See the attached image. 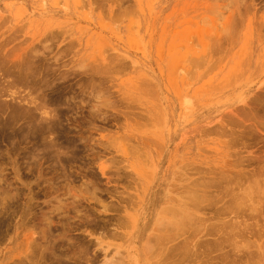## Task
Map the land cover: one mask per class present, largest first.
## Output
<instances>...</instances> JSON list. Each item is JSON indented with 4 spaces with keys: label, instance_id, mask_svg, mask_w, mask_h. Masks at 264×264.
I'll return each mask as SVG.
<instances>
[{
    "label": "rangeland",
    "instance_id": "obj_1",
    "mask_svg": "<svg viewBox=\"0 0 264 264\" xmlns=\"http://www.w3.org/2000/svg\"><path fill=\"white\" fill-rule=\"evenodd\" d=\"M0 86V264H264V0H0Z\"/></svg>",
    "mask_w": 264,
    "mask_h": 264
},
{
    "label": "bare ground",
    "instance_id": "obj_2",
    "mask_svg": "<svg viewBox=\"0 0 264 264\" xmlns=\"http://www.w3.org/2000/svg\"><path fill=\"white\" fill-rule=\"evenodd\" d=\"M25 61H26V60H25ZM25 61H24V62H25ZM27 61H28V60H27ZM27 61H26V64H27ZM33 62H34V61H33ZM16 63H17V62H16ZM38 63H39V62H38ZM17 64H18V63H17ZM20 64H22V62H21ZM23 64H25V63H23ZM29 64H30V63H28V66H29ZM33 64H34V63H32V65H33ZM36 64H37V63H35V65H36ZM18 65H19V64H18ZM18 65H17V66H18ZM20 66H21V65H20ZM25 66H26V65H25ZM43 66H44V65H43ZM23 67H24V66H23ZM23 67H22V68H23ZM39 67H40V66H39ZM10 68H11V67H10ZM15 68L17 69V67H15ZM15 68H14V73H15ZM19 68H20V67H18V69H19ZM24 68H25V67H24ZM29 68H30V67H28V69H29ZM32 68H34V67H32ZM4 69H5V68H4ZM6 69H7V68H6ZM6 69H5V70H6ZM8 69H9V68H8ZM8 69H7V70H8ZM18 69H17V70H18ZM34 69H35V68H34ZM37 69H39V68L37 67ZM37 69H35L34 71H36ZM12 70H13V68H12ZM32 70H33V69H32ZM9 71H10V70H8L7 72H9ZM22 71H23V69H22ZM25 71H26V70H25ZM37 71H38V70H37ZM5 72H6V71H5ZM12 73H13V71H12ZM19 73H20V72H19ZM19 73H18V74H19ZM22 73H23V72H22ZM25 73H27V72H25ZM32 73H33V72H32ZM32 73L30 72V74H32ZM34 73H35V72H34ZM43 73H44V72H43ZM50 73H51V71H50ZM15 74H16V73H15ZM28 74H29V73H28ZM30 74H29V75H30ZM47 74H49V73H47ZM10 75H11V74H9V76H10ZM12 75H13V74H12ZM12 75H11V76H12ZM35 75H36V74H35ZM51 75H52V74H51ZM9 76H7V77H9ZM11 76H10V77H11ZM13 76H17V75H13ZM18 76H19V75H18ZM18 76H17V77H18ZM23 76H24V75H23ZM30 76H31V75H30ZM36 76H37V75H36ZM36 76H34V77H36ZM39 76H40V75H39ZM44 76H46V73L43 74L42 77H44ZM47 76H48V75H47ZM55 76H56V75H55ZM4 77H5V76H4ZM7 77H6V78H7ZM19 77H20V76H19ZM19 77H18V78H19ZM24 77H26V76H24ZM37 77H38V76H37ZM12 78H13V77H12ZM30 78L33 79V77H30ZM20 79H21V78H20ZM27 79H28V78H26L25 81H26ZM34 79H35V78H34ZM15 80H16V79H15ZM18 80H19V79H18ZM39 80H40V79H39ZM39 80H38V81H39ZM31 81H32V80H31ZM40 81H41V80H40ZM45 81H47V80H44V84L46 83ZM29 82H30V81H29ZM29 82H28V83H29ZM41 82H42V81H41ZM8 83H9V82H8ZM21 83H22V82H21ZM11 84H12V83H11ZM11 84H9V85H11ZM16 84H17V83H16ZM24 84H26V83H24ZM30 84H31V83H30ZM33 84H34V82H33ZM1 85H2V84H1ZM21 85L23 86V84H21ZM37 85H39V84H37ZM41 85H43V84H41ZM4 86H5V85H4ZM12 86H13V85H12ZM16 86H17V85H16ZM35 86H36V84H35ZM0 87H1V86H0ZM7 87H8V86H7ZM24 87H26V86L24 85ZM29 87H31V85H30ZM42 87H44V86H42ZM51 87H52V86H51ZM11 88H12V87H11ZM18 88H19V87H18ZM20 88H21V87H20ZM38 88H39V87H38ZM38 88H36V89H38ZM55 88H56V87H55ZM55 88H54V89H55ZM16 89H17V88H16ZM47 89H49V88H47ZM56 89H57V88H56ZM56 89H55V91H56ZM4 90H5V89H4ZM30 90H31V89H30ZM41 90H42V89H41ZM41 90H40V91H41ZM52 90H53V87H52ZM8 91H9V90H8ZM47 91H48V90H47ZM34 92H35V91H34ZM36 92H37V91H36ZM57 92H58V91H57ZM40 93H41V94H40V96H41V95H42V92H40ZM45 93H46V91H45ZM61 93H62V92H61ZM6 94H7V93H6ZM6 94H5V95H6ZM13 94H14V93H13ZM33 94H34V93H33ZM54 94H56V93H54ZM57 94H58V93H57ZM28 95H30V94L28 93ZM31 95H32V94H31ZM35 95H36V94H35ZM46 95H47V94H46ZM50 95H51V93H50ZM59 95H60V94H59ZM44 96H45V95H44ZM53 96H54V95H53ZM262 96H263V95H262ZM14 97H15V96H14ZM41 97H43V95H42ZM41 97H40V98H41ZM57 97H58V96H57ZM57 97H56V98H57ZM19 98H20V97H19ZM26 98H27V97H26ZM259 98H260V97H259ZM262 98H263V97H262ZM262 98H261V99H262ZM14 99H15V98H14ZM22 99H24V98L22 97ZM46 99H49V98L47 97ZM53 99H54V98H53ZM53 99H52V101H53ZM59 99H60V98H59ZM39 100H40V99H39ZM41 100H43V99H41ZM262 100H263V99H262ZM57 101H58V100H57ZM256 101H259L258 98L256 99ZM20 102H21V101H20ZM22 102H23V101H22ZM45 102H47V101L45 100ZM45 102H44V103H45ZM53 102H55V101H53ZM0 103H2V102H0ZM10 104H11V103H10ZM46 104H47V103H46ZM260 104H261V103H260ZM260 104H259V105H260ZM21 105H22V104H21ZM256 105H257V104H256ZM256 105H254V106H256ZM263 105H264V104H263ZM7 106H8V105H7ZM10 106H11V105H10ZM24 106H25V105H24ZM36 106H37V109H38V105H36ZM254 106H253V107H254ZM11 107H12V106H11ZM39 107H40V106H39ZM257 107H258V106H257ZM257 107H255V108H257ZM262 107H263V106H262ZM40 108H41V107H40ZM9 109H10V108H9ZM9 109H8V111L10 112ZM23 109H24V108H23ZM23 109H22V110H23ZM29 109H30V108H29ZM253 109H254V108H253ZM258 109H259V108H258ZM14 110H15V108H14ZM24 110H25V109H24ZM263 110H264V109H263ZM6 111H7V110H6ZM16 111H17V110H16ZM19 111H21V109H20ZM19 111H18L17 114H19ZM257 111H258V110H257ZM9 112H8V113H9ZM24 112H25V111H24ZM24 112H23V113H24ZM30 112H31V111H30ZM261 112H263V111H261ZM2 113H3V112H2ZM2 113H1V115H2ZM11 113H13V112H11ZM21 113H22V112H21ZM23 113H22V116H23ZM25 113H26V112H25ZM34 113H35V112H34ZM34 113H33V115H34ZM263 113H264V112H263ZM35 114H36V113H35ZM1 115H0V119H1ZM8 115H9V114H8ZM54 115H55V114H54ZM60 115H62V114H60ZM12 116H13V115H12ZM15 116H16V113H15ZM25 116H26V115H25ZM36 116H38V115H36ZM253 116L255 117L254 114L252 115V117H253ZM7 117H8V116H7ZM20 117H21V116H20ZM20 117H19V118H20ZM27 117H28V115H27ZM30 117H31V116H30ZM9 118H11L10 115H9ZM12 118H13V117H12ZM63 118H64V116H63ZM263 118H264V117H263ZM17 119H18V118H17ZM24 119H25V118H24ZM31 119H33V118H31ZM36 119H37V117H36ZM42 119H43V118H42ZM50 119H51V118H50ZM254 119H255V118H254ZM257 119H258V118H257ZM257 119H256V120H257ZM2 120H3V119H2ZM5 120H6V119H5ZM7 120H8V119H7ZM19 120H20V119H19ZM19 120H18V121H19ZM25 120H26V119H25ZM28 120H30V119H28ZM33 120H34V119H33ZM258 120H260V119H258ZM261 120H262V118H261ZM9 121H10V119H9ZM11 121H12V120H11ZM13 121H14V120H13ZM26 121H27V120H26ZM26 121H25V123H26ZM34 121H35V120H34ZM41 121H42V120H41ZM53 121H54V120H53ZM263 121H264V120H263ZM263 121H260V122H263ZM7 122H8V121H7ZM23 122H24V121H23ZM28 122H29V121H28ZM46 122H49V121H46ZM252 122H253V121H252ZM257 122H258V121H257ZM260 122H258V123H259V127H260ZM1 123H2V122H1ZM12 123H13V122H12ZM43 123H44V122H43ZM43 123L41 122V125H42ZM55 123H56V122H55ZM253 123H254V124H253ZM253 123H252V125H253V127L256 129V128L258 127V125H257V127H255V126H256V125H255V124H256V123H255V120H254ZM258 123H257V124H258ZM5 124H6V123H5ZM8 124H9V123H8ZM8 124H7V125H8ZM48 124H49V123H48ZM238 124H239V123H238ZM238 124H236V125H238ZM245 124H246V123H245ZM261 124H262V123H261ZM2 125H3V124H2ZM14 125H15V124H14ZM26 125H27V124H26ZM34 125H35V124H34ZM34 125H33V126H34ZM37 125H38V124H37ZM37 125H36V126H37ZM43 125H44V124H43ZM55 125H57V124H55ZM262 125H263V124H262ZM4 126H6V125H4ZM9 126H10V125H9ZM9 126H8V127H9ZM15 126H16V125H15ZM52 126H53V125H52ZM59 126H60V124H59ZM240 126H241V125H240ZM0 127H1V125H0ZM11 127H13L12 124H11ZM18 127H19V126H18ZM21 127H22V126H21ZM27 127H29V126H27ZM30 127H31V126H30ZM34 127H35V126H34ZM34 127H33V128H34ZM42 127H43V126H41V128H42ZM45 127H46V126H45ZM56 127H57V126H56ZM56 127H55V128H56ZM242 127H243V126H242ZM259 127H258V128H259ZM5 128H7V126H6ZM19 128H20V127H19ZM33 128H32V129H33ZM35 128L38 129V126L35 127ZM47 128H48V127H47ZM51 128H52V127H51ZM58 128H59V127H58ZM250 128H251V127H250ZM8 129H9V128H8ZM8 129H7V130H8ZM20 129H21V128H20ZM30 129H31V128H30ZM30 129L28 128L29 131H30ZM39 129H40V127H39ZM53 129H54V127L52 128V130H53ZM241 129H242V128H241ZM259 129H260V128H259ZM4 130H5V129H4ZM16 130H19V129H16ZM28 130H27V132H29ZM245 130H247V128H246ZM20 131H21V130H20ZM24 131H25V130H24ZM36 131H38V130H36ZM39 131H40V130H39ZM44 131H45V130H43V132H44ZM64 131H65V130H64ZM248 131H249V130H248ZM2 132H3V131H2ZM32 132H33V131H32ZM41 132H42V129H41ZM48 132H49V131H48ZM48 132H47V133H48ZM61 132H63V131L61 130ZM61 132H60V133H61ZM240 132H242V130H241ZM243 132H246V133H247V131H244V130H243ZM253 132H254V131H253ZM263 132H264V131H263ZM24 133H25V132H24ZM37 133H38V132H36V134H37ZM44 133H45V132H44ZM65 133H66V132H65ZM20 134H23V133H20ZM20 134H19V135H20ZM33 134H34V133H33ZM58 134H59V133H58ZM250 134H251V132H250ZM8 135H9V134H8ZM8 135H7V136H8ZM10 135H11V134H10ZM40 135H41V134H40ZM45 135H46V134H45ZM45 135H43V136L45 137ZM53 135H54V132H53ZM255 135L257 136V137L255 136V137L258 138L257 133H256ZM261 135H262V134H261ZM20 136L23 137V135H20ZM24 136H25V135H24ZM36 136H37V135H36ZM43 136H42V137H43ZM59 136H60V135H59ZM239 136H240V135H239ZM241 136H242V134H241ZM243 136H244V135H243ZM247 136L249 137V135H247ZM14 137H15V136H14ZM21 137H20V138H21ZM34 137H35V136H34ZM42 137H41V138H42ZM44 137H43V138H44ZM52 137H53V136H52ZM57 137H58V136H57ZM60 137H61V136H60ZM69 137H70V136H69ZM252 137H253V136H252ZM260 137L262 138V136H260ZM7 138H8V137H7ZM17 138H18V137H17ZM20 138H19V139H20ZM238 138H239V137H238ZM261 138H260V139H261ZM263 138H264V137H263ZM9 139H10V138H9ZM12 139H13V138H12ZM14 139H15V138H14ZM36 139H37V138H36ZM44 139H45V138H44ZM60 139H61V138H60ZM67 139H68V138H67ZM258 139H259V138H258ZM15 140H16V139H15ZM33 140H34V138H33ZM42 140H43V139H42ZM48 140H49V139H48ZM56 140H57V138H56ZM61 140H62V139H61ZM13 141H14V140H13ZM40 141H41V140H40ZM40 141H39V142H40ZM43 141H44V140H43ZM51 141H52V140H51ZM64 141H65V139H64ZM66 141H67V140H66ZM68 141H69V140H68ZM56 142L58 143L59 141H56ZM62 142H63V141H62ZM69 142H70V141H69ZM263 142H264V141H263ZM13 143H14V142H13ZM31 143H32V142H31ZM44 143H46V142L44 141ZM64 143H65V142H64ZM25 144H28V143L25 142ZM35 144H36V143H35ZM35 144H34V145H35ZM37 144H38V143H37ZM40 144H41V143H40ZM40 144H39V145H40ZM53 144H54V143H53ZM55 144H56V143H55ZM61 144H62V143H61ZM61 144H60V145H61ZM73 144H74V143H73ZM32 145H33V144H32ZM32 145L30 144V146H32ZM43 145H44V144H43ZM57 145H58V144H57ZM60 145H59L58 147H60ZM37 146H38V145H37ZM46 146H49V145H46ZM63 146H64V145H62V147H63ZM65 146H66V145H65ZM72 146H73V145H72ZM17 147H18V144H17ZM23 147H24V146H23ZM25 147H26V146H25ZM25 147H24V149H26ZM32 147H33V146H32ZM53 147H54V146H53ZM67 147H68V145H67ZM69 147H70V145H69ZM30 148H31V147H30ZM38 148H39V147H38ZM48 148H49V147H48ZM24 149L22 148V150H24ZM44 149H45V148H44ZM44 149H43V150H44ZM51 149H52V147L50 148V150H51ZM69 149H70V148H69ZM71 149H72V147H71ZM33 150H34V149H33ZM37 150H38V149H37ZM39 150H40V149H39ZM43 150H42V151H43ZM25 151H26V150H25ZM51 151H53V150H51ZM59 151H60V149H59ZM59 151H58V152H59ZM30 152H31V151H30ZM35 152H36V150H35ZM43 152H44V151H43ZM37 153H38V152H37ZM37 153H36V154H37ZM46 153H48V152H46ZM53 153H54V152H53ZM72 153H73V152H72ZM23 154H24V153H23ZM33 154H34V153H33ZM56 154H57V153H56ZM24 155H25V154H24ZM31 155H32V154H30V157H31ZM34 155H35V154H34ZM38 155L40 156V154H38ZM41 155H43V154H41ZM47 155H48V154H47ZM50 155H51V154H50ZM259 155L261 156V154H259ZM35 156H36V155H35ZM35 156H33V157H35ZM43 156H44V155H43ZM48 156H49V155H48ZM53 156H54V155H52V157H53ZM57 156H59V155H57ZM61 156H62V155H61ZM63 156L65 157V155H63ZM254 156H255V155H254ZM28 157H29V156L27 155V158H28ZM40 157H41V156H40ZM52 157H51V158H52ZM54 157H55V156H54ZM66 157H67V156H66ZM252 157H253V156H252ZM36 158H38V157H36ZM36 158H35V159H36ZM55 158H56V157H55ZM257 158H258V157H257ZM259 158L262 159L261 157H259ZM30 159H31V158H30ZM32 159H33V158H32ZM71 159H72V158H71ZM41 160H42V159H41ZM54 160H55V159H54ZM69 160H70V159H69ZM255 160H256V158H255ZM33 161H34V159H33ZM48 161H49V160H48ZM57 161H58V160H57ZM257 161H258V160H257ZM51 162H53V161H51ZM55 162H56V161H55ZM259 162H260V161H259ZM42 163H43V162H42ZM57 163H58V162H57ZM61 163H62V160H61ZM63 163H64V162H63ZM242 163H243V162H242ZM252 163H253V162H252ZM255 163H256V162H255ZM37 164H38V162H37ZM39 164H40V161H39ZM253 164H254V163H253ZM34 165H35V164H34ZM50 165H52V164H50ZM58 165H60V164H58ZM58 165H57V166H58ZM243 165H244V164H243ZM248 165H249V164H248ZM192 166L194 167V165H192ZM33 167H35V166H33ZM42 167H43V166H42ZM58 167H59V166H58ZM53 168H54V167H52V169H53ZM56 168H57V167H56ZM67 168H68V166H67ZM196 168H197V167H196ZM42 169H43V168H42ZM64 169H65V168H64ZM54 170H55V169H54ZM69 170H70V169H69ZM207 170H208V169H207ZM34 171H35V170H34ZM40 171H41V170H40ZM75 171H76V170H75ZM195 171H197V170L195 169ZM204 171H205V169H204ZM38 172H39V171H38ZM41 172H43V171H41ZM49 172H50V171H49ZM62 172H63V171H62ZM62 172H61V175H63V173H64V172H63V173H62ZM71 172H73V171H71ZM185 172H186V171H185ZM200 172H201V171H200ZM202 172H203V170H202ZM229 172H230V171H229ZM249 172H251V170H250V171L248 170V174H249ZM252 172H254V171H252ZM252 172H251V173H252ZM19 173H20V172H19ZM73 173H75V172H73ZM79 173H80V172H79ZM79 173H78V174H79ZM204 173H205V172H204ZM227 173H228V172H227ZM231 173H232V172H231ZM236 173H237V172H236ZM244 173H245V172H244ZM39 174H40V173H39ZM43 174H44V172H43ZM45 174H46V173H45ZM75 174H76V173H75ZM75 174H73V175H75ZM80 174H81V173H80ZM80 174H79V175H80ZM84 174H85V173H84ZM186 174H187V173H186ZM195 174H196V172H195ZM197 174H198V173H197ZM233 174H235V173H233ZM233 174H232V175H233ZM57 175H58V174H57ZM71 175H72V174H71ZM79 175H78V177H79ZM86 175H87V173H86ZM189 175H190V174H189ZM200 175H201V173H200ZM204 175H206V174H204ZM221 175H222V174H221ZM223 175H226V173L223 174ZM227 175H228V174H227ZM232 175H231V176H232ZM246 175H247V174H246ZM49 176H50V175H49ZM58 176H59V175H58ZM58 176H56V177H58ZM201 176H202V175H201ZM211 176H212V175H211ZM216 176H217V175H216ZM216 176H215V177H216ZM231 176H230V177H231ZM31 177H32V176H31ZM43 177H44V176H43ZM45 177H46V175H45ZM56 177H55V179H56ZM72 177H73V176H72ZM85 177H86V176H85ZM185 177H186V176H185ZM199 177H200V176H199ZM199 177H198V179H199ZM227 177H228V176H227ZM82 178H83V177H82ZM190 178H191V177H190ZM211 178H212V177H211ZM216 178H218V176H217ZM220 178H221V177H219V180H220ZM26 179H27V178H26ZM52 179H53V176H52ZM187 179H188V178H187ZM225 179H227V178H225ZM233 179H234V177H233ZM238 179H239V178H238ZM27 180H29V179H27ZM37 180H38V179H37ZM56 180H57V179H56ZM69 180H70V179H69ZM69 180H68V181H69ZM71 180H72V179H71ZM189 180H190V179H189ZM193 180H194V179H193ZM210 180H211V179H210ZM213 180H214V179H213ZM215 180H216V179H215ZM219 180L217 179V181H219ZM230 180H231V178H230ZM239 180H240V179H239ZM31 181H32V179L30 180V182H31ZM49 181H51V180H49ZM54 181H55V180H54ZM194 181H195V180H194ZM196 181H199V180L196 179ZM211 181H212V180H211ZM233 181H234V180H232V182H233ZM28 182H29V181H28ZM28 182H27V183H28ZM192 182H193V181H192ZM192 182H191L190 184H192ZM203 182H204V181H203ZM212 182H213V181H212ZM215 182H216V181H214L213 183H215ZM242 182H243V181H242ZM21 183H22V182H21ZM36 183H38V182H36ZM60 183H61V182H60ZM70 183H71V182H70ZM73 183H75V182H72V184H73ZM89 183H91V182H89ZM93 183H96V182L94 181V182H92V184H93ZM177 183H178V182H177ZM213 183L210 182V185H213ZM218 183H220V182H218ZM218 183H216V184H218ZM224 183H225V182H223V184H224ZM235 183H238V182H235ZM240 183H241V182H240ZM63 184H64V183H63ZM63 184H62V185H63ZM96 184H98V183H96ZM174 184H175V183H174ZM227 184H228V183H227ZM232 184H233V183H232ZM15 185H16V184H15ZM18 185H19V184H18ZM29 185H30V184H29ZM59 185H60V184H59ZM59 185H58V186H59ZM73 185H74V184H73ZM90 185H91V184H90ZM90 185H89V186H90ZM94 185H95V184H94ZM206 185H207V184H206ZM210 185H209V186H210ZM221 185H222V184H221ZM237 185H238V184H237ZM243 185H244V184H243ZM243 185H242V186H243ZM26 186H27V185H26ZM31 186H32V185H31ZM35 186H36V185H35ZM95 186L97 187V185H95ZM188 186H189V185H188ZM190 186H191V185H190ZM197 186H200V185H197ZM219 186H220V184H219ZM219 186H218V187H219ZM228 186H230V185H228ZM231 186H232V188H233V185H231ZM240 186H241V185H240ZM242 186H241V188H242ZM13 187H14V186H13ZM15 187H16V186H15ZM36 187H37V186H36ZM68 187H69V186L67 185V188H68ZM70 187H71V186H70ZM191 187H192V186H191ZM203 187H204V186H203ZM52 188H53V187H52ZM60 188H61V187H60ZM65 188H66V186H65ZM67 188H66V189H67ZM194 188H195V187H194ZM197 188H198V187H197ZM200 188L202 189L201 186H200ZM204 188H208V187L205 186ZM204 188H203V189H204ZM209 188H211V187H209ZM214 188H215V187H214ZM216 188H217V186H216ZM222 188H223V186H222ZM226 188H227V187H226ZM234 188H235V187H234ZM236 188H237V187H236ZM24 189H25V187H24ZM24 189H23V190H24ZM212 189H213V188H212ZM220 189H221V188H220ZM230 189H231V188H230ZM243 189H244V188H243ZM246 189H247V188H246ZM0 190H1V189H0ZM64 190H65V189H64ZM85 190H86V189H85ZM185 190H186V189H185ZM196 190H197V189H196ZM206 190H207V189H206ZM213 190H214V189H213ZM225 190H226V189H225ZM43 191H44V190H43ZM45 191H46V190H45ZM57 191H58V190H57ZM57 191H55V192H57ZM67 191H68V190H67ZM69 191H70V190H69ZM69 191H68V192H69ZM192 191H194V190H192ZM208 191H211V190H208ZM216 191H217V190H216ZM219 191H220V190H219ZM219 191H218V192H219ZM221 191H222V190H221ZM235 191H236V190H235ZM9 192H10V191H9ZM19 192H20V191H19ZM26 192H27V191H26ZM26 192H24V193H26ZM32 192H33V191H32ZM35 192H36V191H35ZM53 192H54V191H53ZM53 192H52V193H53ZM197 192H198V191H197ZM197 192H196V193H197ZM202 192H203V191H202ZM223 192H224V191H223ZM243 192H244V191H243ZM13 193H14V190H13ZM29 193H30V190H29ZM61 193H63V192H61ZM70 193H71V192H70ZM73 193H74V192H73ZM78 193H79V191H78ZM97 193H98V192H97ZM211 193H214V192H211ZM221 193H222V192H221ZM238 193H239V192H238ZM4 194H5V193H4ZM11 194H12V193H11ZM15 194H16V193H15ZM40 194H42V192H41ZM49 194H50V193H49ZM54 194H55V193H54ZM65 194H66V193H65ZM89 194H90V192H89ZM193 194H195V192H194ZM193 194H192V195H193ZM204 194H205V193H204ZM8 195H10V194H8ZM8 195H7V196H8ZM17 195H18V194H17ZM32 195H33V194H32ZM37 195H38V194H37ZM68 195H69V193H68ZM77 195H78V196L81 195L80 197H82V194H77ZM77 195H76V198H78ZM86 195H88V194H86ZM186 195H187V194H186ZM199 195H200V193H199ZM202 195H203V194H202ZM205 195L208 196V194H205ZM205 195H204V196H205ZM219 195H220V194H219ZM221 195H222V194H221ZM223 195H224V193H223ZM22 196H23V195H22ZM50 196H51V195H50ZM55 196H56V194H55ZM61 196H63V195H61ZM64 196H67V195H64ZM64 196H63L62 199H64ZM74 196H75V194H74ZM94 196H96V195H94ZM97 196H98V195H97ZM181 196H182V195H181ZM207 196H206V197H207ZM235 196H236V195H235ZM238 196H239V195H238ZM9 197H10V196H8V198H9ZM13 197H14V196H13ZM38 197H39V196H38ZM38 197H37V198H38ZM51 197H52V196H51ZM56 197H57V196H56ZM68 197H69V196H68ZM83 197H85V196H83ZM83 197H82V198H83ZM89 197H92V196H89ZM89 197H88V198H89ZM176 197H177V196H176ZM193 197H194V195H193ZM193 197H191V198H193ZM206 197H204L205 200H206ZM210 197H211V196H210ZM1 198H2V197H1ZM10 198H11V197H10ZM10 198H9V199H10ZM58 198H59V196H58ZM69 198H70V197H69ZM72 198H73V197H72ZM82 198H81V200H82ZM85 198H86V197H85ZM97 198H98V197H97ZM130 198H131V197H129V199H130ZM186 198H187V197H186ZM211 198H212V197H211ZM28 199H29V196H28ZM49 199H50V198H49ZM56 199H57V198H55L54 200L56 201ZM60 199H61V198H60ZM62 199H61V200H62ZM65 199H66V197H65ZM79 199H80V198H79ZM91 199H93V198H91ZM132 199H133V197H132ZM226 199H227V197H226ZM4 200H5V199H4ZM19 200H20V199H19ZM35 200H36V199H35ZM74 200H75V199H74ZM76 200H78V199H76ZM81 200H79V201H81ZM85 200H86V199H85ZM87 200H88V199H87ZM89 200H90V199H89ZM97 200H98V199H97ZM12 201H13V200H12ZM50 201H51V200H50ZM52 201H53V200H52ZM58 201L60 202V200H58ZM58 201H57V202H58ZM67 201H69V200H67ZM132 201H133V200H132ZM187 201H188V200H187ZM193 201H194V200H193ZM195 201H197V200H195ZM202 201H203V200H202ZM222 201H224V199H223ZM227 201H228V200H227ZM15 202H16V201H15ZM35 202H36V201H35ZM57 202H56V203H57ZM75 202L78 203V201H75ZM82 202H83V201H82ZM133 202H134V201H133ZM177 202H178V200H177ZM179 202H182V201L180 200ZM200 202H201V201H200ZM209 202H210V201H209ZM209 202H208V203H209ZM211 202H212V200H211ZM238 202H239V201H238ZM52 203H53V202H52ZM52 203H51V204H52ZM56 203H55V204H56ZM62 203H63V201L61 202V204H62ZM64 203H66V202H64ZM69 203H71V201H70ZM69 203H68V204H69ZM73 203H74V201H73ZM86 203H87V202H86ZM191 203H192V202H191ZM194 203H195V202H194ZM204 203H205V202H204ZM236 203H237V201H236ZM8 204H9V202H8ZM55 204H54V205H55ZM71 204H72V203H71ZM75 204H76V203H75ZM88 204H89V203H88ZM185 204H186V203H185ZM209 204H210V203H209ZM223 204H224V203H223ZM223 204H222V205H223ZM245 204H246V203H245ZM10 205H11V204H10ZM35 205H36V204H35ZM54 205H53V206H54ZM62 205H63V204H62ZM66 205H67V204H66ZM170 205H171V204H170ZM187 205H188V204H187ZM197 205H198V204H197ZM201 205H202V204H201ZM204 205H205V204H204ZM213 205H214V204H213ZM235 205H236V204H235ZM56 206H57V205H56ZM56 206H54V208H56V209H60V208H57ZM68 206H69V205H68ZM71 206H72V205H71ZM74 206L76 207V205H74ZM74 206H73V207H74ZM172 206H173V205H172ZM193 206H194V205H193ZM193 206H192V207H193ZM206 206H207V205H206ZM214 206H215V205H214ZM13 207H14V206H13ZM89 207H90V206H89ZM93 207H94V206H93ZM165 207H166V206H165ZM173 207H174V206H173ZM181 207L184 208V210H182V209L179 210V209L172 208V207L169 208V206H168V209L171 210L169 213L174 212L175 215H174L173 213H172V214H173L175 217H181V220H179V221L176 220V221H177L176 223H177V224L179 223V229H180V226L183 224V222H185V219L183 220V218H186V217H187V218H189V219H192V218H190L191 216H189V215H191V214H192V217H193V215H196V217L198 216L197 214H193L192 212H190L191 214H189V215H188L189 217H188V216L186 215L187 210L185 211V209H187V208H185L186 206H185V207L181 206ZM195 207H196V206H195ZM220 207H221V206H220ZM223 207H224V206H223ZM237 207H238V206H237ZM28 208H29V207H28ZM41 208H42V207H41ZM49 208H50V207H49ZM61 208H62V207H61ZM77 208H78V207H77ZM90 208H92V207H90ZM166 208H167V207H166ZM166 208L161 209L162 212H166V211H167ZM217 208H218V206H217ZM224 208H225V207H224ZM4 209H5V207H4ZM7 209H8V208H7ZM29 209H30V208H29ZM35 209H37V208H35ZM38 209H40V208H38ZM52 209H53V207H52ZM52 209H51V210H52ZM64 209H65V208H64ZM70 209H72V208H70ZM84 209H85V208H84ZM88 209H89V208H88ZM190 209H191V208H190ZM25 210H26V209H25ZM27 210H28V209H27ZM43 210H44V209H43ZM45 210H48V209H45ZM45 210H44V212H46ZM76 210H77V209H76ZM200 210H201V208H200ZM30 211H31V210H30ZM35 211H36V210H35ZM56 211L58 212V210H56ZM61 211H62V209H61ZM63 211H64V210H63ZM87 211H89V210H87ZM188 211H189V210H188ZM196 211H197V210H196ZM215 211H216V210H215ZM217 211H218V210H217ZM224 211H225V210H224ZM48 212H49V211H48ZM52 212H53V211H52ZM52 212H51V213L49 212V213L52 214ZM59 212H60V210H59ZM75 212H77V211H75ZM162 212H161L160 214H162ZM194 212H195V211H194ZM198 212H199V211H198ZM209 212H210V211H209ZM83 213H84V212H83ZM90 213H91V212H90ZM167 213H168V211H167ZM169 213H168V215H170ZM200 213H202V212H200ZM216 213H217V212H216ZM55 214H57V213H55ZM63 214L65 215V213H63ZM77 214H78V212H77ZM86 214H87V212H86ZM172 214H171V215H172ZM218 214H220L219 211H218ZM221 214H222V213H221ZM221 214H220V215H221ZM227 214H228V213H227ZM29 215H30V214H29ZM90 215H91V214H90ZM98 215H99V214H98ZM46 216H47V215H46ZM51 216H52V215H51ZM51 216H50V217H51ZM70 216H71V215H70ZM82 216H83V215H82ZM162 216H163V214H162ZM217 216H218V215L216 214V217H217ZM230 216H231V215H230ZM35 217H36V216H35ZM38 217H40V216H38ZM50 217H47V220H48V221L45 220L46 217H45V219L43 220V221H47V222H44V223H46V225H45L46 227L48 226L47 231H46V229L44 230V231H46L45 234H48V233H47L48 231H50V233H51L52 225H53V223H54L53 219H51ZM65 217H67V216H65ZM75 217H76V216H75ZM83 217H86V215L83 216ZM96 217H99V216H96ZM194 217H195V216H194ZM204 217H205V216H204ZM226 217H227V216H226ZM26 218H27V217H26ZM42 218H44V215L42 216ZM42 218H41V219H42ZM52 218H53V217H52ZM67 218H68V217H67ZM72 218H73V217H72ZM94 218H95V217H94ZM187 218H186V219H187ZM61 219H62V218H61ZM68 219H69V218H68ZM70 219H71V218H70ZM164 219H165V218H164ZM193 219H194V218H193ZM196 219H197V218H196ZM199 219H200V218H199ZM204 219H207V218H204ZM228 219H229V218H228ZM228 219H226V220H228ZM71 220H72V219H71ZM96 220H97V218H96ZM200 220H203V218L201 217ZM43 221H41V222H43ZM58 221H59V220H58ZM60 221H61V220H60ZM73 221H75V220H73ZM99 221L101 222V220H99ZM162 221H163V219H162V218H161V219L159 218L158 221H157V224H156V225L158 226V224H159V225L161 226V225H162ZM188 221H189V220H188ZM194 221H195V220H194ZM214 221H215V220H214ZM217 221H220V220H217ZM164 222H166V221H164ZM196 222H197V220H196ZM199 222H201V221H199ZM199 222H198V223H199ZM202 222H205V221L203 220ZM226 222H227V221H226ZM230 222H231V221H230ZM172 223H173V222H170V223H163V225H164V224H167V225L169 224V227L166 225V227H168V230H170L171 228H174V229L176 230L177 226L175 225V223H173V224H172ZM210 223H211V222L209 221V224H210ZM231 223H232V222H231ZM3 224H4V223H3ZM62 224H63V222H62ZM72 224H73V223H72ZM72 224H71V225H72ZM98 224H99V223H98ZM205 224H206V223H205ZM207 224H208V222H207ZM216 224H217V222H216ZM216 224H215V225H216ZM229 224H230V223H229ZM229 224L226 223V225H228V226H229ZM33 225H34V224H33ZM37 225H38V224H37ZM75 225H76V224H75ZM126 225H127V224H126ZM172 225H173V226H172ZM191 225H192V224H191ZM200 225H201V224H200ZM220 225H221V224H220ZM222 225H223V224H222ZM3 226H4V225H3ZM45 226H44V227H45ZM61 226L63 227V225H61ZM69 226H70V225H69ZM76 226H78V225H76ZM76 226H75V227H76ZM157 226H156V228H157ZM184 226H185V224H184ZM184 226H182V227L184 228ZM189 226H190V225H189ZM201 226H202V225H201ZM205 226H206V225H205ZM207 226H208V227H207L208 229H212V228H210V225H207ZM216 226H218V225H216ZM231 226H233V225H231ZM38 227H39V226H38ZM46 227H45V228H46ZM67 227H68V226H67ZM75 227H74V228H75ZM78 227H79V226H78ZM80 227H81V226H80ZM162 227H165V226H162ZM162 227L160 228V229H161L160 231H163V230H164ZM218 227H219V226H218ZM218 227H217V228H218ZM226 227H227V226H226ZM35 228H37V227H35ZM68 228H69V227H68ZM68 228H67L66 230H68ZM70 228H71V227H70ZM188 228H189V227H188ZM192 228H193V227H191V230H192ZM213 228H215V227H213ZM41 229H43V228H41ZM41 229H40V231H41ZM54 229H55V228H54ZM58 229H59V228H58ZM58 229H57V230H58ZM71 229H72V228H71ZM77 229H78V228H77ZM157 229H158V228H157ZM157 229H155L154 232L152 233L153 236L151 235L152 237H149L150 239H151V238H153V239H152V240L148 239L149 241H147V242H148L147 245H150V246L147 247L148 249H150L149 251H153V249H154V248H153V245H160V243L163 242L164 239H166V235H169L168 232H167L166 235H163V234H157V235H155ZM177 229H178V228H177ZM189 229H190V228H189ZM199 229H200V228H199ZM199 229H198V230H199ZM55 230H56V229H55ZM60 230H61V229H60ZM165 230H166V229H165ZM168 230H167V231H168ZM172 230H173V229L170 230V233L172 232ZM206 230H207V229H206ZM218 230H219V229H218ZM158 231H159V230H158ZM158 231H157V232H158ZM160 231H159V232H160ZM211 231H212V230H211ZM2 232H3V231H2ZM2 232H1V233H2ZM35 232H36V231H35ZM52 232H53V231H52ZM203 232H204V231H203ZM41 233H43V231H41ZM50 233H49V235H50ZM56 233H57V231H56ZM56 233H55V234H56ZM59 233H60V232H59ZM66 233H67V232H66ZM68 233L70 234V232H68ZM68 233H67V234H68ZM186 233H187V231H186ZM43 234H44V233H43ZM45 234L42 235V236L44 237ZM53 234H54V233H53ZM53 234H52V236H53ZM69 234H68V235H69ZM183 234H184V233H183ZM2 235H3V234H2ZM57 235H58V234H57ZM57 235H56V236H57ZM188 235H189V234H188ZM221 235H222V233H221ZM224 235H225V234H224ZM224 235H223V236H224ZM39 236H41V235H39ZM191 236H192V235H191ZM191 236H190V237H191ZM223 236H222V237H223ZM33 237H34V236H32L31 238H33ZM180 237H181V236H180ZM182 237H183V236H182ZM198 237H199V236H198ZM202 237H203V236H202ZM38 238H39V237H38ZM44 238H45V237H44ZM46 238H47V235H46ZM55 238H56V237H55ZM204 238H205V237H204ZM214 238H215V237H214ZM223 238H224V237H223ZM228 238H229V237H228ZM40 239H41V238H40ZM40 239H39V240H40ZM69 239H70V238H69ZM170 239H171V238H170ZM201 239H202V238H201ZM210 239H212V238H210ZM226 239H227V238H226ZM32 240H33V239H32ZM36 240H37V239H36ZM173 240H174V239H173ZM175 240H176V239H175ZM175 240H174V241H175ZM185 240H186V239H185ZM185 240H183V241H185ZM187 240H188V239H187ZM196 240H197V239H196ZM203 240H204V239H203ZM205 240H209V239H205ZM213 240H214V239H213ZM213 240H211V241L213 242ZM216 240H221V239H217V238H216ZM222 240H223V239H222ZM47 241H48V239H47ZM47 241H46V242H47ZM54 241H55V240H54ZM56 241H57V240H56ZM56 241H55V242H56ZM58 241H59V240H58ZM165 241H166V240H165ZM180 241H181V239H180ZM199 241H200V240H199ZM211 241H210V242H211ZM35 242H36V241H35ZM41 242H42V241H41ZM48 242H49V241H48ZM59 242H60V241H59ZM68 242H69V241H68ZM74 242H75V241H74ZM153 242H154V243H153ZM202 242H204V241H202ZM222 242L224 243V241H222ZM36 243H39V242H36ZM36 243H35V244H36ZM50 243H52V242L50 241ZM75 243H76V242H75ZM151 243H153V244H151ZM180 243H181V242H180ZM183 243H184V242H183ZM206 243H207V242H206ZM216 243H219V242H216ZM220 243H221V242H220ZM220 243H219V244H220ZM70 244H71V243H70ZM204 244H205V243H204ZM209 244H212V243H209ZM209 244H208V246H209ZM213 244H214V243H213ZM41 245H42V243H41ZM49 245H50V244H49ZM51 245H53V244H51ZM51 245H50V246H51ZM58 245H59V244H58ZM71 245H72V244H71ZM144 245H145V244H144ZM216 245H217V244H216ZM36 246H37V245H36ZM44 246L46 247V245H44ZM53 246H54V245H53ZM62 246H64V245H62ZM68 246H69V245H68ZM73 246H74V245H73ZM205 246H206V245H205ZM210 246H211V245H210ZM219 246H220V245H219ZM219 246H218V248H219ZM42 247H43V246H42ZM65 247H66V245H65ZM195 247H196V246H195ZM212 247H213V246H212ZM221 247H222V246H221ZM43 248H44V247H43ZM57 248H58V247H57ZM59 248H60V247H59ZM63 248H64V247H63ZM63 248H61V249H63ZM72 248H73V247H72ZM72 248H71V249H72ZM159 248H160V247H159ZM177 248H178V247H177ZM183 248H184V247H183ZM196 248H198V246H197ZM216 248H217V247H216ZM32 249H33V247H32ZM36 249H38V248H36ZM47 249H49V248L47 247ZM50 249L53 250V249H52V246H51ZM148 249H147V250H148ZM169 249H170V248H169ZM210 249H211V248H210ZM222 249H223V248H222ZM39 250H40V249H39ZM72 250H74V249H72ZM172 250H173V249H172ZM219 250H220V249H219ZM37 251H38V250H37ZM47 251H48V250H47ZM53 251H54V250H53ZM58 251H59V250H58ZM60 251H61V250H60ZM155 251H156V250H155ZM174 251H175V250H174ZM209 251H210V250H209ZM38 252H39V251H38ZM41 252H42V251H41ZM41 252H40V253H41ZM64 252H65V251H64ZM185 252H186V251H185ZM211 252H212V251H211ZM26 253H27V252H25V255H26ZM29 253H30V252H29ZM56 253H57V252H56ZM60 253H61V252H60ZM60 253H58V254H60ZM72 253H74V252H72ZM72 253H71V254H72ZM148 253H149V252H148ZM169 253H170V252H169ZM223 253H224V252H223ZM36 254H38V253H36ZM48 254H49V253H48ZM74 254H75V253H74ZM77 254H78V253H77ZM177 254H178V253H177ZM181 254H182V253H181ZM200 254H201V253H200ZM205 254H206V253H205ZM221 254H222V253H221ZM39 255H41V254H39ZM43 255H44V254H43ZM46 255H47V254H46ZM52 255L55 256L56 254H52ZM60 255H61V254H60ZM196 255H197V254H196ZM207 255H208V254H207ZM224 255H225V254H224ZM33 256L35 257L34 254H33ZM49 256H50V254H49ZM54 256H53V257H54ZM69 256H71V255H69ZM74 256H75V255H74ZM179 256H181V255L179 254ZM209 256H210V255H209ZM209 256H208V257H209ZM211 256H213V255H211ZM26 257H27V256H26ZM28 257H29V256H28ZM50 257H52V256H50ZM59 257H60V256H59ZM62 257H65V256H62ZM67 257H68V256H67ZM67 257H65V258H67ZM122 257H123V256H122ZM172 257H173V256H172ZM182 257H183V256H182ZM227 257H228V256H227ZM23 258H24V257H23ZM23 258H22V259H23ZM36 258H37V257H36ZM36 258H34V260H35ZM48 258H49V257H48ZM178 258H180V257H178ZM221 258H222V257H221ZM224 258H225V257H224ZM241 258H242V257H241ZM25 259H26V258H25ZM28 259H29V258H28ZM30 259H31V258H30ZM52 259H53V258H52ZM60 259H61V258H60ZM67 259H68V258H67ZM73 259H74V258H73ZM73 259H71V260H73ZM76 259H78V258L76 257ZM114 259H115V257H114ZM116 259H117V258H116ZM116 259H115V260H116ZM218 259H219V257H218ZM225 259H226V258H225ZM23 260H24V259H23ZM26 260H27V259H26ZM53 260H54V259H53ZM115 260H114V261H115ZM123 260H124V259H123ZM238 260H239V259H238ZM24 261H25V260H24ZM24 261H23V262H24ZM28 261H29V260H28ZM43 261H46V260H43ZM49 261H50V260H49ZM55 261H56V260H55ZM57 261H58V260H57ZM117 261L119 262V259H118ZM232 261H233V260H232ZM243 261H244V260H243ZM39 262H41V261H39ZM59 262H60V261H59ZM59 262H58V263H59ZM118 262H116V263H118ZM123 262H124V261H123ZM222 262H223V261H222ZM21 263H22V262H21ZM49 263H50V262H49ZM49 263H48V264H49ZM51 263H52V262H51ZM51 263H50V264H51ZM56 263H57V262H56ZM58 263H57V264H58ZM119 263H120V262H119ZM168 263H169V262H168ZM219 263H220V262H219ZM228 263H230V262H228ZM228 263H227V264H228ZM30 264H39V263H33V262H32V263H30ZM43 264H44V263H43ZM69 264H70V263H69ZM73 264H75V263H73ZM76 264H77V263H76ZM120 264H121V263H120ZM245 264H246V263H245ZM249 264H250V263H249Z\"/></svg>",
    "mask_w": 264,
    "mask_h": 264
}]
</instances>
